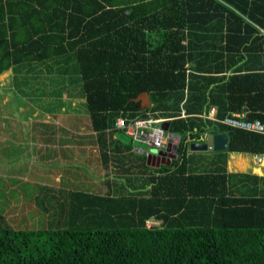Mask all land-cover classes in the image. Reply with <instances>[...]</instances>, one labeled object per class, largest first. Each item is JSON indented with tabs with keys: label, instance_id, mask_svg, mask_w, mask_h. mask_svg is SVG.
<instances>
[{
	"label": "trees",
	"instance_id": "trees-1",
	"mask_svg": "<svg viewBox=\"0 0 264 264\" xmlns=\"http://www.w3.org/2000/svg\"><path fill=\"white\" fill-rule=\"evenodd\" d=\"M64 64L103 165L117 116L173 118L177 155L132 188L106 179L104 193L96 177L64 188L58 171L49 184L33 176L23 192L41 224L11 227L0 211V264H264V167L262 175L225 169L227 152L262 154L264 135L218 122L243 110L264 123V0H0V74L23 66L65 76ZM219 69L227 74L213 94L209 74ZM180 104L189 116L174 117ZM204 104L217 106L218 121L194 115ZM209 127L227 134L225 150L187 153L185 132ZM151 218L158 222L146 225Z\"/></svg>",
	"mask_w": 264,
	"mask_h": 264
},
{
	"label": "rangeland",
	"instance_id": "rangeland-1",
	"mask_svg": "<svg viewBox=\"0 0 264 264\" xmlns=\"http://www.w3.org/2000/svg\"><path fill=\"white\" fill-rule=\"evenodd\" d=\"M66 67V75L52 74L47 75L41 72L37 74L33 69H28L27 73H17L21 71L23 66H18L14 68L15 74L12 78L8 73L5 74L3 79L4 85L0 86L3 89L0 94L8 97L7 103H5L3 97H0V132L2 134V140L5 145L3 149H0V211L3 214L4 220L11 226L15 228H29L38 227L41 224L42 215L35 207L33 200H28L30 194H24L23 190L31 193L34 189L33 176L42 177L41 180L45 181L47 184L52 183L48 179L54 178L55 181L57 175L55 172H60L64 177L58 184L61 187L74 186L77 188H86V181L84 178L93 179L95 177L101 176L102 178L105 173V169L102 170L99 159L97 158V152L92 151L91 147L83 148V150L77 151L82 154L81 156H68L64 158V161L60 162L59 157L51 159L50 163H46L44 150L37 153L35 150L30 151L29 146H31V130L35 127V124L31 123L32 119L28 118L32 108L30 106L37 105L42 106L43 103L57 101L58 98L64 95V83L68 80L70 81V86L73 88L76 84L73 70L69 66ZM12 75V74H11ZM59 76V80L54 82L53 86H48L47 79H56ZM13 83V84H12ZM21 84V86H20ZM51 89V98H47L46 101L43 100L44 96H48ZM69 89V87H68ZM1 91V90H0ZM27 93V96L26 94ZM73 93V94H71ZM68 94L74 95L76 97L77 92L73 91ZM45 96V97H46ZM42 99V100H41ZM41 100V101H40ZM2 101V102H1ZM43 101V102H42ZM4 102V103H3ZM27 103V104H26ZM36 106V107H37ZM55 106V105H51ZM46 108V111L50 113V108ZM76 109H79L77 106ZM70 110V109H69ZM86 127V125H85ZM0 134V135H1ZM116 138L120 139L121 142L125 143V135L116 132ZM14 140L18 143L11 146ZM29 146H28V144ZM148 152H153L154 147H151L143 142L133 143ZM209 152V150H207ZM234 159H230V166L237 167L239 169H244L247 171L251 170L252 161H250L251 154H243L237 152L232 153ZM235 156H239L237 159ZM38 158L37 160H35ZM90 158V161H89ZM55 165L62 168L60 171ZM69 170L70 176L75 179H67V171ZM99 170L98 172H96ZM75 171L77 173H75ZM36 174V175H35ZM81 174L82 179H76L78 175ZM43 183V182H42ZM89 186V184H88ZM93 188L99 193H104L106 191V185L102 180L93 181ZM76 188V189H77ZM90 190L91 188H87ZM44 221V220H43ZM153 221V220H151ZM157 223L158 221H153Z\"/></svg>",
	"mask_w": 264,
	"mask_h": 264
},
{
	"label": "crops",
	"instance_id": "crops-1",
	"mask_svg": "<svg viewBox=\"0 0 264 264\" xmlns=\"http://www.w3.org/2000/svg\"><path fill=\"white\" fill-rule=\"evenodd\" d=\"M206 58V57H205ZM208 64L211 62V57L207 58ZM207 63H202L201 66L205 67L208 65ZM218 66V65H217ZM220 72L211 73L209 75H215L217 82H214L208 86V90L210 93L215 94L217 91L216 89V83L218 85H221L224 82V76L227 74V72L221 71ZM26 73V71L21 70L17 71V73ZM9 74L12 78H14L15 74H17L13 68H9L5 72L0 74V86H3L5 82H3V79L5 77V74ZM43 74H49V71H41ZM51 73V72H50ZM12 74V75H11ZM204 75H207L208 73H203ZM231 74V73H229ZM76 81V78H75ZM77 83V82H76ZM13 84V83H12ZM77 87V84H75ZM21 86V84H20ZM64 95L61 97L58 96L57 101L53 102H46L43 103L42 106L45 108L42 109L41 106L37 105H31L30 108L32 110L29 114L28 118L32 119V124H35V127L33 129H30V135H31V146H29V150H35L36 155L38 151L44 150L43 153H46L45 151H48V153L52 156V158L59 157V161H64L65 157L71 156H81L82 154L78 153L77 151L83 150V148L91 147L92 151L94 150L97 152L96 156L99 159V142L96 140V134L92 131L90 127V120L88 117V113L85 110L83 97L81 94H78V90L76 89L77 96L74 97V95H71L73 93V88H76L75 86L72 88L70 87V83L67 79V81L64 83ZM69 87V89H68ZM1 90V89H0ZM50 91V94L46 97H44L43 100L46 101L47 98H51V89H47L46 91ZM71 93V94H68ZM184 97L187 92V86L184 87ZM144 93H140L136 96L135 100L139 102L140 107L147 108L149 106V100L148 97L143 96ZM147 95V94H146ZM0 97H3L5 100L4 102L7 103L8 97L3 96L0 94ZM2 102V101H1ZM3 102V103H4ZM43 102V101H42ZM27 104V103H26ZM55 105V106H51ZM180 104V109L177 113L175 118H185L189 116L188 113L185 112L184 108H182ZM37 106V107H36ZM50 108V113L46 111V108ZM77 106L79 109H76ZM244 105L242 106L243 109ZM70 109V110H69ZM217 112V106L214 104L209 105H203L201 113L194 114L197 117H201L203 119H208L211 121H218L215 117V113ZM231 112H237L241 113L243 112L245 115V112L243 110L240 111H229L227 113ZM168 115V114H167ZM164 118L162 122H160V126L162 127L164 131V144L160 149L154 148L153 152H148L147 150H144L138 146H135L133 143H135L136 140L132 139L128 134L123 132L120 128H116L113 126L111 128V139H112V146L114 147L113 151L110 153V158H108L106 164H102L99 159L100 166L105 171L102 173H105L103 175L104 178L101 176L96 177L93 179V181L102 180L105 182L106 179L109 180L110 186L113 188L115 185H123L127 186L129 188H132L133 185H136L140 182H142L143 175H147V173L152 172L158 168H161L163 166H169L171 163V160L176 158V147L179 141V134L169 131L167 129V122L166 119H173L170 117H160ZM219 123L223 124L220 119L218 121ZM86 125V127H85ZM214 130L218 133H223L220 131H217L216 129L209 127L205 129V131L202 132L198 137H189L190 132H185V141H186V152L192 153L193 155H205V156H211L214 155V153L222 152L223 150H217L214 151L211 149V146L208 145L206 150H192L189 148V143L191 142H201L205 135L209 130ZM194 131L196 128L194 127ZM1 131V130H0ZM116 132L122 133L127 137L125 139V143L121 142L120 139L116 138ZM1 134V132H0ZM226 134V133H225ZM0 138H2V134L0 135ZM139 142V141H137ZM3 141H0V149H3L5 145H3ZM15 143H18L17 140H14L11 146L15 145ZM209 150V152H207ZM225 150V149H224ZM201 153V154H199ZM232 153L235 152H227L226 153V161H225V169L227 172H246L251 174H257L262 175L263 174V167H264V156L261 158V163H256L253 160V156H251L250 161H252L251 170L247 171L244 169H239L235 167L230 166V159H234V156ZM248 154V153H243ZM239 155V153H237ZM239 156H235L237 159ZM66 159V158H65ZM263 161V163H262ZM120 163V164H119ZM258 168V169H257ZM259 170V171H253V170ZM99 170H97L98 172ZM56 178L59 179L60 176L56 174Z\"/></svg>",
	"mask_w": 264,
	"mask_h": 264
},
{
	"label": "built area",
	"instance_id": "built-area-1",
	"mask_svg": "<svg viewBox=\"0 0 264 264\" xmlns=\"http://www.w3.org/2000/svg\"><path fill=\"white\" fill-rule=\"evenodd\" d=\"M163 120L164 118L153 117L150 115L146 117H134L132 119L117 116L114 121V126L120 128L132 139L160 149L164 144V131L160 126V122ZM220 121L227 126L259 132L264 135V123H261L258 120L244 119L243 112L227 113ZM263 156L264 152L260 155H253L252 158L256 163H261V158ZM151 220L152 219L146 220V225L151 224L153 222Z\"/></svg>",
	"mask_w": 264,
	"mask_h": 264
},
{
	"label": "water",
	"instance_id": "water-1",
	"mask_svg": "<svg viewBox=\"0 0 264 264\" xmlns=\"http://www.w3.org/2000/svg\"><path fill=\"white\" fill-rule=\"evenodd\" d=\"M143 96L147 97L146 93H144ZM208 145H210L211 149L214 151L224 150L227 145V134L218 133L211 129L201 142L189 143V148L192 150H206Z\"/></svg>",
	"mask_w": 264,
	"mask_h": 264
},
{
	"label": "clouds",
	"instance_id": "clouds-1",
	"mask_svg": "<svg viewBox=\"0 0 264 264\" xmlns=\"http://www.w3.org/2000/svg\"><path fill=\"white\" fill-rule=\"evenodd\" d=\"M152 219V218H151Z\"/></svg>",
	"mask_w": 264,
	"mask_h": 264
}]
</instances>
